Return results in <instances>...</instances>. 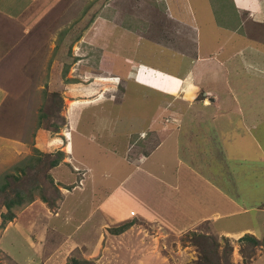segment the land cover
Returning <instances> with one entry per match:
<instances>
[{
  "label": "rangeland",
  "instance_id": "rangeland-1",
  "mask_svg": "<svg viewBox=\"0 0 264 264\" xmlns=\"http://www.w3.org/2000/svg\"><path fill=\"white\" fill-rule=\"evenodd\" d=\"M241 1L65 0L50 17L49 5L26 10L22 22L39 16L38 20L48 22V28L30 31L33 36L26 41L24 37L30 33L20 29L19 43L0 49V67L5 72L0 80L9 86L0 105V133L23 141L28 148L20 150L17 161L0 163V214L7 213L3 204L15 194L21 203L8 210L13 216L10 221L0 216V264H71V260L79 264H264V76L253 75L255 55L261 51L254 47H264V0ZM247 5L252 7L251 19L246 15L250 11ZM240 47L247 50L246 59L247 54L251 56L246 65L240 64L241 56L235 53ZM185 53L189 57L196 53L206 61L203 64L210 72L204 78L206 84L200 83L204 92L210 90L221 99L217 108L199 109L209 105V95L188 97L193 108L180 98L183 95L177 96L178 81L166 74L181 70L184 57L178 55ZM224 59L222 71L215 62ZM126 60L166 72L153 76L156 83L153 90L148 89L127 79L131 77H127L130 62ZM136 78L141 81L140 73ZM73 101L77 103H70ZM162 112L165 115L161 116ZM156 118L161 120V138L168 133L179 140L176 160L179 157L191 165L200 157L190 148L197 143L196 136L206 138L199 148L202 162H217L218 174L214 173L216 165L209 163L206 171L200 166L203 175L209 179L212 173L214 186L223 189L225 197L242 211L174 235L137 218L116 224L130 226L111 238L106 248L102 240L97 242L99 232L87 241L80 232H87L96 222L95 215L86 218L88 211L108 198L112 188L118 189L130 171L118 158L124 155L135 161V157L149 155L143 167L154 171L151 168L162 161L164 177L173 176L174 157L169 159V151L165 155V146L148 152L150 132H143V143L136 139L138 131ZM156 128L155 124L154 131ZM248 138L254 142L249 146ZM108 148L117 156L108 153ZM56 151L62 152L58 164L65 151L89 168L82 176L85 169L73 171L65 165L69 181L76 185L82 176L85 183L86 191L72 194L75 202L71 197L66 201L75 213L66 210L65 214L59 207L62 194L57 177L65 169L48 167L50 160L59 157ZM152 162L154 165L147 167ZM190 176L185 181L186 175L181 174L183 192L174 193L173 204L180 194H198ZM146 185L140 188L143 209L148 208L146 200L155 195L149 200L150 211L158 212V204L153 205L157 193L152 194ZM128 187L125 184L115 190L118 197L125 196L120 206L123 210L130 208L127 201L137 192L136 187L132 191ZM65 188L69 191L71 186ZM130 205L133 207L134 201ZM114 207L110 202L103 209L111 215ZM81 219L85 220L79 225ZM246 234L258 244L242 237Z\"/></svg>",
  "mask_w": 264,
  "mask_h": 264
},
{
  "label": "crops",
  "instance_id": "crops-1",
  "mask_svg": "<svg viewBox=\"0 0 264 264\" xmlns=\"http://www.w3.org/2000/svg\"><path fill=\"white\" fill-rule=\"evenodd\" d=\"M77 1H79V0H77ZM81 1L84 2L87 0H81ZM67 2H68V0H67ZM241 2L243 3V0ZM63 3H65V0H49V3L47 0H43V1H40V0H0V36L2 37V39H0V42L4 41V44H0V49L2 48V50H3L4 47L7 48L8 46L11 47V46L17 45L20 41L19 40L20 37L18 36L20 29L23 30L24 34L30 33L28 35V37L27 36L24 37V40L26 41L29 37L33 36V32L31 33L30 31H39V30H45L48 28V22L47 21L41 22V20H38L39 16L35 17L32 20L27 21L26 22L27 24L22 22L21 17L26 12V10H28V8L30 6H35L38 8H41L40 6H43V9H44L49 5L48 6L49 7L48 13H50L49 14V17H50V16H53L56 9L60 5H63ZM243 6H241V7H243ZM245 8L250 10L249 12L246 11V15H247L248 19H251L249 16H250L252 7L247 5V6H245ZM186 21H188V20H182L183 23L184 22L186 23ZM262 28L264 30V21H263ZM191 29H192V32L194 33L193 25H192ZM247 48H249V47H247ZM256 48H258L262 52H264L263 46H260V45L255 46L254 50H257ZM8 50H11V49L9 48ZM249 50H252V49H249ZM254 50H252V51H254ZM196 51H197V49H196ZM236 51H238V52H235V53H239L238 55L241 56V59H239L240 64L242 65L243 62H245V65H246L247 61H249L250 60L249 58L251 57L249 54L246 55L248 59H246V57L243 56L244 54L248 53L247 50L244 49V47H240ZM261 51L259 52V55L258 54L255 55L256 60L252 59V60H255V62H253L254 63L253 67L256 71L254 70L255 73L253 75H256V76L257 75H263L264 76V61L262 62V60H264V58L262 59L260 57V55L264 56V53H261ZM178 56L184 57V59H183L184 63L181 64L182 68L180 67L181 70L177 71L176 74H169V73L166 74V75L172 76L173 78H175L178 81L177 87L175 89V92L178 93L177 96L183 95L184 98L182 96H180V98H182L186 102L188 108L189 107L193 108L195 105L192 102L190 103L188 100H186V99H188V97L195 95L196 93H201L202 96L209 95V98L211 99L212 102L209 100L210 103L208 106L205 105V107H203V108L199 107V109L203 112L202 109H208V107L217 108V104L221 99H219L215 95V93L210 91V90H207L204 92L203 91V85H201L202 82H204L206 84L204 78L207 77L208 72H210V71L206 70L207 68L204 66L205 64H203L206 61H204L201 56L198 57V54H196V53L194 54L193 57L192 56L189 57L190 56L189 53L188 54L185 53V56L183 54H180ZM230 58H232V57L230 56L229 59ZM211 59L213 61H215L213 58H211ZM126 61L130 62L129 63L130 71H129V74L127 77H131V78H127V79L128 80L132 79L135 82L137 81V82H139V85H141L143 83L144 86L147 85V87H149L148 89L152 88V90H153L154 84L156 83L155 82L156 79L153 78V76H156V74H160L162 72H166V71L158 69L156 66H150L146 63H142L141 61L139 63H134L133 61H130V60H126ZM225 61H226L225 59L223 61L219 60V61L215 62V64L218 65L222 69V71H224L225 70V68H224ZM200 64L202 65V67H200L201 70H194ZM131 67L134 70H131ZM138 73H140V75H141V78H142L141 81H138L136 78ZM3 74H5V72H3V67L2 68L0 67V75H3ZM149 79H152V80H149ZM0 82H3L7 85V87L5 88V86H2L0 83V105H1V103L5 97V92L7 93L9 90V89H7V88H9V86H8L7 82H4L2 80H0ZM150 84H153V85H150ZM162 91L161 92L164 94H168L169 96L172 95V93L169 92V90L168 91L162 90ZM186 96H187V98H185ZM232 101L235 103V100L232 99ZM70 103H77V102L73 101ZM195 108H197V106ZM169 110H170V108L165 109L164 111H166V113H167V112H169ZM161 114H162L161 116H163V115H165V112H162ZM169 115H171V114H169ZM170 117L173 119L175 117V115H171ZM157 118H159V116ZM157 118L153 119V121L145 127V130H139L138 134H137L138 136L136 139L140 143H143L146 139L145 136L143 135V132H147V133L150 132L151 144H149V147L147 146L148 152L150 151V149H153V150L155 148L160 149V148L165 146V148H164L166 150L165 155L167 156V153L169 151V159H171L172 156L174 157V163L171 167L173 170V172H172L173 176L170 177V179H168L169 177H167V178L164 177L165 169H163L161 166H163L165 163L162 161L156 162L155 168H151V166L154 165V162H152L149 166H147L154 171H151V170L149 171L148 169L143 167L145 165L146 161L149 162L148 161L149 155H147V154H146L147 155L146 157H144V155H140L139 157H135V159H136L135 161H133L132 158H128V157L125 159L124 155H122V158H118L122 162H124L125 165L128 164L130 166V171H128L126 176L120 181V183L122 182V184L118 187V189H115L116 187L114 189L112 188V190L109 192L110 194L108 195V198L104 199L103 202H98V205H96V206L93 204L91 209L88 211L86 218H88V217L91 218L95 215L96 216V222L88 227L87 232H80V233H83L82 236L84 238H86L87 241L91 240V238L95 235V232H99L97 242L102 240L101 245L103 243L105 248H106L107 242L112 241L111 238L114 239V237L119 236L118 234H112V232H111V230L113 228L118 227V226H115L116 224L121 223V222L123 223L125 221L130 222L132 219H137V218L143 219L144 221H146L148 223L155 224V226L161 228L162 230H164L166 232L170 231V232H172L171 234L174 235L175 233H177V232L179 233L180 231H183V230H186V232L190 231L191 229H194L197 225L204 223V222H209L210 224H214V223H216V221H218L219 219H221L224 216H230L234 213H238V212L242 211L240 206L233 205V203L228 198L225 197V195L222 192L223 189H221V191H219V189L216 186H214L215 183H214V181H212L213 180L212 179V173H210L209 179H206V177H204V175H203L204 173L202 172V169L200 167L203 164V162H202L203 159L201 157V154L203 152H202V149L200 150L199 148L202 145L201 141H204L206 138L202 139L200 135L196 136L198 138L197 143H195V145H193V147H190V148L196 149L200 157L199 158L196 157L195 158L196 160H194V162L191 160L193 162L191 165L188 164L187 162H185L183 159H180L179 157H177V160H176L175 155L177 154V152L179 151V148H180L179 145H177L179 140L175 136L168 134V133L165 135V137L161 138L160 134H159L160 129H161V125L159 123L161 120H159ZM155 124H156L157 128L154 131V125ZM171 130L173 131V129H170V131ZM168 131H169V129H168ZM147 133H144V134L146 135ZM2 134L3 133H0V163H8L9 161H14V162L17 161L18 160L17 155H19L22 150L28 149L26 144L23 141H21L22 143L16 142L13 139H10L7 136H5L6 134H4V135H2ZM72 134H74V133H72ZM260 134H263V133L259 132L258 135H260ZM123 137H125L124 146H127L128 134L123 135ZM83 140L87 141L85 139H83ZM89 140H91L90 137H89ZM248 140H249L248 141V146H249L250 142H253V139L248 138ZM62 143H63V141H62ZM187 144H189V143H186L185 145H187ZM59 146H60V148L63 147L62 144ZM131 148H132V146H131ZM139 148L142 149V145ZM129 149L130 148H129V144H128L127 150L124 149L126 154H127ZM113 150L114 149H112V148L109 149L108 153L112 154L113 156H117L116 155L117 152L113 151ZM119 155H121V154H119ZM185 155L187 156V154H185ZM250 157H251V155H250ZM69 161H72L74 163V165L71 166ZM248 162H250V161H248ZM209 163L213 164L214 162L213 161H205V163L203 164L204 165L203 169L205 171L207 170V168H208L207 164H209ZM214 164L216 165V167H214L215 168L214 173L217 175L218 174V168H217L218 164H217V162ZM243 164H245V163H243ZM65 165H68L67 167H70L71 170H73V171H77L79 168L85 169L86 171L83 174H81L82 176H84L86 173H89V168L86 167L85 164H83L81 159H79V158L76 159V158L72 157V155L70 153L66 154L65 151L63 152L62 162H60L55 167V169H61L63 167L65 169L62 172V176H59V178L57 177V180L60 179L58 181H59V183H61V185L58 187V189L61 191V194H62L61 195L62 199L60 201L59 207L61 210H63V213H65L66 210L72 211L75 213L74 208L70 209V208H68V206H66L67 205L66 201L69 197H71L70 200H73L75 202L72 194L74 192L82 194L84 191H86L84 189L85 183L83 181L82 176H80V178L76 181V185L73 183V181L72 182L69 181L68 176H66L64 174V173L67 174V172H68L67 168H65ZM210 166H212V165H210ZM149 173H151V175ZM153 174H156V175H153ZM181 174L186 175L185 181H187L188 175H191L190 177L193 178V181L191 183L192 188L194 190H197L198 194L196 196H194L195 193L193 194V192H191L190 194H186L185 197L182 196V194H180L179 197H176V201L173 204L172 196L174 195V193L176 195L178 193L183 192L182 191ZM137 180H142L143 183L139 184V185H135L134 182ZM125 184H127V186H131L130 188L128 187L129 191H132V189L134 187H136V191H137V192H135L136 194H135L134 198H132L130 196L129 200L127 201V204L124 203V204H126V207L130 206V208L128 210H123V208L120 207L123 199H125V196L118 197L117 194H115L117 192L115 190H119L120 187H122ZM146 184L150 185L148 187H150L149 189L152 190L151 191L152 194H153V192L157 193L158 199H156L157 202H156V200H154L153 205L156 206V204H158V207H159L158 212H155L154 208H152V211H150V204H152V202H149V200L152 197L155 198V195H152L150 198H148L146 200V202H147L146 207H148V208L143 209L145 203H144L143 194L140 192L141 191L140 188L147 186ZM70 186H71V188H69V191H68V189L65 187H70ZM163 195L165 196L164 198H163ZM166 195H167V197H166ZM198 195H200V196L198 197ZM204 195H206V196L204 197ZM208 195H209V197L211 196L210 200H207ZM78 197H80V196H78ZM132 201H134L133 207L130 205V204H132ZM110 202H112V204H114V206H115L114 207L115 212L111 215L106 214L105 210L103 209ZM32 205H35V204H32ZM224 207H226V208H224ZM78 212L79 211H77V213ZM83 220H85V219H81V221H79L78 224L80 225L83 222ZM79 225L76 224V227L78 228ZM77 228H76V230H77ZM119 234H121V233H119ZM240 235H242V231L238 233V237ZM105 248H100V249L103 250Z\"/></svg>",
  "mask_w": 264,
  "mask_h": 264
},
{
  "label": "trees",
  "instance_id": "trees-1",
  "mask_svg": "<svg viewBox=\"0 0 264 264\" xmlns=\"http://www.w3.org/2000/svg\"><path fill=\"white\" fill-rule=\"evenodd\" d=\"M66 143V142H65ZM65 146H66V144H65ZM35 152H36V150H35ZM39 153H40V151H39ZM55 154H58L57 156H59V157H57V158H55V159H52V160H50V162H49V164H48V167L49 168H52V167H55L56 165H57V163H58V161H57V159L58 158H60L61 156H62V154L60 153V152H58V151H56V153ZM15 198H12V200L10 199V200H8L5 204H3L4 205V207L6 208V210H7V213L6 214H0V216L2 217V220L3 219H5V220H7V221H10L12 218H13V216H12V214H10V212L8 211L9 209H10V207H12V206H20L21 205V203H20V198L18 197V195L17 194H15ZM15 199V200H14ZM129 223V222H128ZM2 225V224H1ZM128 226H130L129 224H123V225H121V226H119V227H117V228H113L112 230H111V232H112V234H119L121 231H123V229L124 228H126V227H128ZM243 238H245V239H247L252 245H256V244H258V241L257 240H255L252 236H249V235H244V236H242ZM83 263L84 264H88V262L87 261H83ZM71 264H79L78 262H76L75 260H71Z\"/></svg>",
  "mask_w": 264,
  "mask_h": 264
}]
</instances>
